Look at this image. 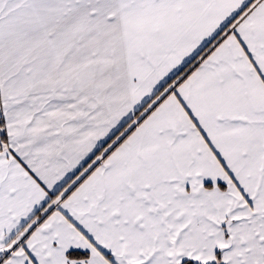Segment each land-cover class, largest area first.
Returning <instances> with one entry per match:
<instances>
[{"label":"snow or ice","instance_id":"1","mask_svg":"<svg viewBox=\"0 0 264 264\" xmlns=\"http://www.w3.org/2000/svg\"><path fill=\"white\" fill-rule=\"evenodd\" d=\"M0 264H264V0H0Z\"/></svg>","mask_w":264,"mask_h":264}]
</instances>
